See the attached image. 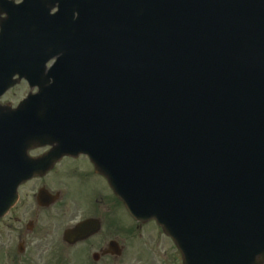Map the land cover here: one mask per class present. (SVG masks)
Here are the masks:
<instances>
[{
	"label": "water",
	"instance_id": "1",
	"mask_svg": "<svg viewBox=\"0 0 264 264\" xmlns=\"http://www.w3.org/2000/svg\"><path fill=\"white\" fill-rule=\"evenodd\" d=\"M69 9L39 14L44 74L31 102L43 122L68 123L63 106L78 99L114 189L135 217L158 220L188 264H262L264 11L236 0H89L93 14L77 19ZM68 125L62 141L84 139ZM3 162L0 206L25 177L9 189Z\"/></svg>",
	"mask_w": 264,
	"mask_h": 264
},
{
	"label": "flooded vegetation",
	"instance_id": "2",
	"mask_svg": "<svg viewBox=\"0 0 264 264\" xmlns=\"http://www.w3.org/2000/svg\"><path fill=\"white\" fill-rule=\"evenodd\" d=\"M22 86L27 87L24 83L7 92L2 105L16 108L28 95ZM53 148L46 146L30 154L41 157ZM99 180L107 184L89 158L76 155L63 157L46 174L24 183L19 201L0 221V264H125L139 224L127 217L124 223V209ZM83 185L84 200H70V188ZM87 220L94 222L93 233L85 240L67 242L66 231ZM150 252L149 259L141 261L136 256L135 264L181 263L171 250Z\"/></svg>",
	"mask_w": 264,
	"mask_h": 264
},
{
	"label": "rangeland",
	"instance_id": "3",
	"mask_svg": "<svg viewBox=\"0 0 264 264\" xmlns=\"http://www.w3.org/2000/svg\"><path fill=\"white\" fill-rule=\"evenodd\" d=\"M84 172V171H83ZM86 173V172H85ZM100 181V180H99ZM100 184H102V187L103 188H105L106 187V185H105V183L104 182H102V181H100ZM94 187L95 188H98L99 187V185H98V183H96L95 185H94ZM85 186L83 185V186H80V187H77V186H72L71 188H70V200L71 199H75V201H83L84 200V194H85Z\"/></svg>",
	"mask_w": 264,
	"mask_h": 264
}]
</instances>
